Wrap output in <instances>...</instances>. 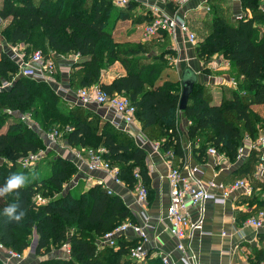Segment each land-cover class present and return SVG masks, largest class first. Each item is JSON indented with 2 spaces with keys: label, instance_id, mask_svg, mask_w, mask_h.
Here are the masks:
<instances>
[{
  "label": "trees",
  "instance_id": "trees-1",
  "mask_svg": "<svg viewBox=\"0 0 264 264\" xmlns=\"http://www.w3.org/2000/svg\"><path fill=\"white\" fill-rule=\"evenodd\" d=\"M239 1L245 11L241 19L232 18L229 0H208L212 15L196 22L206 32L194 48L197 58L207 60L220 54L239 77L237 86L228 89L229 96H223L219 104L211 103L212 95L204 85L196 83L193 87L182 114L188 120L192 152L199 153L195 155L197 162L207 153L208 145L235 161L245 135L255 136L263 123L251 109L254 104H264L263 0ZM111 5V0H1L0 18H10L1 34L8 43L31 46L45 56L49 55L48 50L78 54L81 61L73 65L78 69L70 73V87L73 83L79 88L96 84L109 95L127 97L135 107V119L146 137L155 140L163 152L172 153V166L179 165L185 159L177 128L180 81L170 79L166 73L157 79L165 54H173V50L165 44L155 51L154 45L147 42L115 41L107 29ZM135 6L129 1L126 7L117 9L116 17L128 19ZM170 6L175 5L170 2ZM152 20L153 16L149 15L137 18L138 23L149 24ZM189 28L197 29L194 25ZM152 37L165 42L170 38L164 32ZM29 51L33 49L25 52ZM116 61L124 68L125 75L109 84L100 83L102 70ZM16 73L17 64L9 59L7 52L1 51L0 86L3 82L10 84L0 90V100L22 113L33 108L32 113L38 114L45 133L43 136L35 129L30 130L20 121L8 124L2 131L0 116V157L5 158L0 161V189L13 176L23 177L20 187L0 196V243L23 252L35 233V254L41 256L66 243L69 245L68 258H43L39 264H162L159 257L149 256L145 263L130 261L128 250L137 242L136 238L129 240L121 235L115 247L102 245L98 249L97 240L105 232L127 219L133 221L121 198L108 194L100 184L86 190L80 189L79 184L64 189V183L77 171L73 161L55 157L48 163L49 171L41 177L36 167L23 168L19 163L22 157L44 147L46 134L62 131L70 146L96 150L100 145L101 156L110 166L118 168L119 179L129 188L138 182L134 175L138 172L148 197L145 149L94 111L80 106L59 108V96L50 85L29 77H16ZM255 163L256 156L252 153L242 164L239 175L225 182L253 172ZM36 197L44 202H38ZM11 205L16 206L13 217L23 213L19 220L5 213ZM255 208V212L264 211V199L257 201ZM0 264H4L1 259Z\"/></svg>",
  "mask_w": 264,
  "mask_h": 264
},
{
  "label": "crops",
  "instance_id": "crops-1",
  "mask_svg": "<svg viewBox=\"0 0 264 264\" xmlns=\"http://www.w3.org/2000/svg\"><path fill=\"white\" fill-rule=\"evenodd\" d=\"M132 1L136 5L132 9V12L136 13L138 10L140 12L139 15H137L139 18L143 15L154 17L156 12L153 11V8L156 7L164 13H168L179 19L185 20L188 23V26H193L197 21L204 19L201 17L205 13L204 9H207V7L210 6V4H208V0H186L181 4L174 3L171 0ZM170 2L173 6L175 5L174 8L170 6ZM229 5L231 6L233 19H235L236 12H245L242 10L239 0H229ZM261 6L264 7V0L261 2ZM0 21L2 23L7 22L1 18ZM125 21L128 20L125 19ZM138 24H144V26H146L148 23L142 21ZM127 40L132 42L150 43L154 45L153 48L155 51H157L159 47L163 46V44L167 45L166 48L173 50V54H165V58L173 61V64L171 63V68L172 71L174 70V72H176V76L179 81L182 70L185 67L192 68L196 72L198 83L204 85L212 95V104H219L223 96H229L227 90L235 88V86H230L226 88L225 92L227 93H218L217 85L219 84V80L215 78V73H217L216 71L220 73L222 67L226 62H228V60L220 54H218L220 57L214 54L207 60L198 59L194 51V47L191 45L192 43L188 42L181 34H178L175 38L170 36V38H168V42H165L166 40H163L160 37L151 38L146 35L140 38L129 37ZM13 45L23 46L21 43ZM0 47L1 51H4V47ZM164 50H162L161 53H164ZM185 63L189 65L185 66ZM70 65L69 69L67 67L66 72L64 73V83L69 82V76L72 72V70H70ZM72 69L76 70L78 68H74L73 66ZM224 74L225 73H222L218 76L220 78H224V80H227V83L230 84L229 76ZM123 75H125V70L122 65L116 61L102 70L100 83L109 84L114 79ZM92 107L103 109L101 110L102 112H98V115L110 123L109 118L112 115L110 111H107L105 107H98L95 105ZM177 119V128L180 133L181 146L183 147L187 157L186 160L196 163L201 162L200 164L203 167L202 176L205 180L214 179L216 181H226L236 175H239V170L246 158L230 161L223 155V157L218 161L215 157L204 153L199 157L201 161L197 162L195 155H199V153L195 152L194 154L191 148L189 150H185L187 145L192 143L187 135L188 120L184 117L182 111H178ZM6 128H2V131L6 130ZM123 131L128 133L133 138L135 144L142 147L147 152L145 164L149 174V182L148 197L145 203H141L137 200L134 187L129 188L124 184V182L119 184L113 183L111 180L107 179L103 171L89 172L84 164L80 163L74 155V151L79 149L77 146H70L64 140V144L61 145V149L64 150V153H62L63 155H57L56 157H66L73 161L77 167L76 173L73 174L69 181L70 187L79 184L80 189L86 190L90 186L98 184L96 180L99 178L105 183V186L113 191L111 194H115L121 198L122 202L129 210L130 219L134 223L145 222L147 224V241L145 246L149 251L150 258L159 257L161 259L164 255H169L171 264H182L180 261L181 254L175 249V240L170 235L168 230L169 221L167 217V210L169 207V196L166 175L170 165L172 166V159L166 156L163 150H159L158 152L153 151L152 145L155 144L156 141L150 140L146 137L136 119L135 123L131 126L130 131ZM138 135L145 140V144H140ZM43 138L45 141L50 142V140L46 137ZM53 144L52 149L56 150L57 145ZM4 159L5 158L0 157V161H4ZM28 169H33V167ZM244 178L248 179L252 187V191L250 193H245L238 189L233 191L224 203H206L203 230L199 233L196 232L190 241V247L199 255L201 264L264 263V227L255 228L245 224V220L249 216L255 214L257 201L264 199V176L261 178H254L252 172H249V174L244 176ZM143 215H145L146 219H144ZM127 221L131 222L128 219ZM123 237L129 240L136 238L130 228L123 234ZM34 239L36 240L35 246L33 245ZM97 242L99 246L98 249H101L102 245L99 244V239ZM36 244L37 235L33 233L29 246L23 251V257L21 260H9L4 253L0 254V259L4 264H39L40 260L43 258L69 257V254L63 248L53 249L43 256L36 255Z\"/></svg>",
  "mask_w": 264,
  "mask_h": 264
},
{
  "label": "built area",
  "instance_id": "built-area-1",
  "mask_svg": "<svg viewBox=\"0 0 264 264\" xmlns=\"http://www.w3.org/2000/svg\"><path fill=\"white\" fill-rule=\"evenodd\" d=\"M114 4L124 6L128 0H111ZM174 3L181 4L186 0H171ZM156 15L151 23L144 27V34L148 37L157 35L158 33H166L171 37H177L181 34L190 43H194L195 34L190 30L185 20L179 19L176 16L164 13L153 8ZM235 19H241L244 16L243 12H236ZM22 45H12L8 51L10 60H13L18 66V75L29 77L37 80H51L56 72V63L54 59L48 55L45 56L40 50H36L29 55L25 52ZM78 57V54H75ZM9 82H3L0 90L8 86ZM78 100L82 105H95L105 107L107 111L112 113L109 118L111 125L115 128L130 131L131 126L135 123V107L132 102L122 95H109L105 93L99 85L86 86L78 89ZM59 132L54 130L46 137L50 141L57 139ZM140 144H145V140L138 135ZM199 140L195 143V147L199 145ZM193 148V143H189L185 150ZM155 152L161 150V147L156 142L152 145ZM41 151L31 153L19 160L23 168H32L40 159ZM102 150L92 149H77L74 155L77 160L84 164L89 172L103 171L107 179L113 183H121L117 172L118 168L110 166L109 163L101 156ZM207 154L215 157L218 161L223 157L216 149L210 145L206 148ZM255 153L256 163L252 172L253 177L261 178L264 176V129L258 131L255 136L245 135L242 145L238 148V158L245 159L250 154ZM166 156H172L170 151L165 152ZM176 166H171L166 175L168 183L169 207L167 217L169 221L168 230L170 235L175 240V249L180 252V261L182 264H201L199 255L190 247L192 236L197 232H202L205 205L207 202L224 203L230 194L235 190H242L245 193H250L252 187L247 178H237L231 182L216 181L214 179L205 180L203 178V167L200 163L190 162L186 160ZM135 178L138 182L134 186L136 198L139 202L147 201V188L140 181V175L135 172ZM102 185L108 194L112 193L101 179L96 180ZM38 202H44L40 197H36ZM146 219L145 215H143ZM245 224L255 228L264 227V211L259 210L254 215L249 216L245 220ZM147 224L134 223L124 221L115 226L111 230L105 232L99 238V244L115 247L119 236L123 235L127 229H132L137 242L128 250V257L136 263L144 262L149 251L145 244L147 241ZM69 254V245L66 243L62 247ZM4 253L10 260H21L23 252L8 248L0 243V254ZM162 264H171L169 255H164L161 258ZM6 264V263H5ZM264 264V263H258Z\"/></svg>",
  "mask_w": 264,
  "mask_h": 264
},
{
  "label": "rangeland",
  "instance_id": "rangeland-1",
  "mask_svg": "<svg viewBox=\"0 0 264 264\" xmlns=\"http://www.w3.org/2000/svg\"><path fill=\"white\" fill-rule=\"evenodd\" d=\"M129 1H132V0H128V2ZM128 2L124 6H119V5H116L112 2L111 9H110L111 17L108 18V20H107V23H108L107 29L111 32L113 39L115 41L116 40L117 41H129V40H127V38H129V37H139L140 38V37L145 36L144 32H143L144 24L139 25L138 22L136 21L138 18L137 15H139V13H140L138 10L136 13L131 12L129 18L127 19L128 21H125L123 19L116 17L117 9L119 7H126ZM204 11H205V13L201 16L202 18L206 19L212 15V10H210L209 7H207V9H204ZM83 15L85 16V18H88L87 14L85 15V13H84ZM204 19H201L199 21H203ZM9 20H10V18H7L6 19L7 22H5V23H2L0 21V42H1L0 46H3L4 47L3 50L7 53L10 49V46H12V44H10L6 41V38L3 37V35L1 34V31L9 23ZM187 25H188V23H187ZM194 27H196L197 29L191 28V30L195 34V41L191 45H193V47L195 48V46L199 42V38L203 37L206 34V32H205V29L203 27H201L200 25H198L196 23H195ZM23 47H24L23 49L25 51L29 50V49H33V51H29L27 53V55H29L30 53H32L36 50H39V49L31 48V46L29 47L28 45H25V44H23ZM0 51H1V47H0ZM47 53L51 57H53L56 61V72L53 76V79L48 80V81L47 80L46 81L45 80H37V79H35V80L42 81V82L50 85L54 89V91L59 96V101L57 103V106L59 108H62L66 105L71 106V107L72 106H80V107H83L84 109L92 111V112L93 111L96 113L102 112L101 110H103V109L93 108L92 107L93 105H82V104H80V102L78 100V94H77L78 89H79V87L77 86V83H73L72 86L70 87L69 82L68 83L63 82L64 78H65L64 73L66 72L67 67L69 69V65L71 64L70 70L74 71L72 69V67H73L72 65L80 64V61H81L80 57L75 56L74 53L57 54V53L50 51V50H48ZM215 55H218V54H215ZM218 56L220 57V55H218ZM220 59L222 61H224L222 58H220ZM187 62H191V61H187ZM171 63L173 64V61L171 59H168V58H166V60H164L161 63V65L158 67L159 70H158L157 79H159L160 74L166 73L165 76H168L170 79L179 81V79L176 76V72H174V70L172 71ZM186 65H189V64L185 63V66ZM173 69H174V65H173ZM216 72L217 73H215V78L217 80H219V84L217 85L218 93H224L225 94V93H227V92H225L227 87H230V86L236 87L237 86L238 81H239V77H237L238 75L235 73V70L233 68H231V65L228 62H226L225 65L222 67V70L220 71V73L218 71H216ZM222 73H225L224 75L229 76L230 84L227 83V80H224V78H220L218 76L219 74H222ZM17 76L19 77L18 73H16V77ZM73 76H74V74H73ZM72 80H73V78H72ZM94 85H96V84H94ZM32 109H28L25 111V113H22V112L18 111L16 109V107H14V108L10 107L7 102L0 100V116L3 119L2 128L5 129L8 124L20 121V122L25 123V125L28 129H30V130L35 129L40 134L44 135L45 130L40 125L39 116L36 113H32L33 112ZM251 109L254 112L258 113L259 117L261 119H263L262 125H260V127L258 128L259 131L263 130L264 129V104H254L251 106ZM61 132H59L57 139H55L56 141L48 142V141H45V139L43 140L44 147L40 150L41 151L40 152L41 157L34 164V167L38 168L37 173H38L39 177H41L43 174H45L49 171V165H48L49 161L55 159V157L57 155H61L62 153H64V150L61 149V145L64 144L65 139H64V134ZM153 133L156 134V131ZM53 143L57 145L56 150L52 149ZM59 149H60V151H59ZM100 149H101V146L99 145L96 148V151L100 150ZM65 183H64V189L69 188L70 187L69 182L67 184H65ZM128 259L130 260L129 257H128Z\"/></svg>",
  "mask_w": 264,
  "mask_h": 264
},
{
  "label": "water",
  "instance_id": "water-1",
  "mask_svg": "<svg viewBox=\"0 0 264 264\" xmlns=\"http://www.w3.org/2000/svg\"><path fill=\"white\" fill-rule=\"evenodd\" d=\"M198 83L196 72L190 68L185 67L182 70L180 77L181 93L179 97L178 110L183 111L186 108L189 96L192 93L194 85ZM36 240L34 239L33 245L35 246Z\"/></svg>",
  "mask_w": 264,
  "mask_h": 264
},
{
  "label": "clouds",
  "instance_id": "clouds-1",
  "mask_svg": "<svg viewBox=\"0 0 264 264\" xmlns=\"http://www.w3.org/2000/svg\"><path fill=\"white\" fill-rule=\"evenodd\" d=\"M23 184V177L22 176H13L10 178L7 182V185L5 188L0 189V196L4 195L5 193L11 192L13 189H16L20 187ZM16 212V206L11 205L8 208L5 209V213L9 217H13V213ZM23 213L21 212L19 215L14 216L13 218L16 220H19Z\"/></svg>",
  "mask_w": 264,
  "mask_h": 264
}]
</instances>
